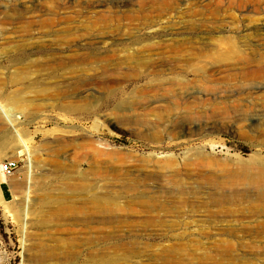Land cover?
<instances>
[{
	"label": "rangeland",
	"instance_id": "1",
	"mask_svg": "<svg viewBox=\"0 0 264 264\" xmlns=\"http://www.w3.org/2000/svg\"><path fill=\"white\" fill-rule=\"evenodd\" d=\"M20 1L0 0L9 7H19ZM102 1L99 7L113 14L108 23L76 6L69 22L33 32L42 40L29 46L24 45L29 35L24 19L13 15L7 23L0 22V98L24 112L17 113L20 121H33L21 131L36 150L37 163L32 212L24 228L17 203L25 194L26 157L16 156V141L0 130V164L19 161L10 174L14 198L0 202V264H264V214L253 210L263 201L241 181L240 173L264 157V70L263 76L246 80L259 88L256 93L242 99L233 96H240L233 103L248 108V113L213 117H156L130 110L153 96L164 103L163 90L155 82L158 76L172 75L166 61L148 69L130 63L136 75L122 80L120 64L110 60L104 67L117 81L108 83L101 79L61 84L47 71L34 84L11 78L14 69H21L28 47L34 46L37 56L39 46H60L55 37L68 34H76L79 45L90 41L86 51L102 53V63L110 49L136 47V37L164 34L174 38L173 46H216L220 51L217 44L229 35L247 51L264 50V0ZM101 36H113L114 44L107 39L101 45ZM184 38L193 41L185 43ZM202 59L208 72L216 73V86L225 79L222 73L239 67L234 61ZM191 62L189 67L201 65ZM187 77L193 78L192 73ZM237 82L233 75L231 83ZM66 105L79 109L67 113L62 110ZM198 148L202 154L195 156ZM167 158L171 165L164 163ZM80 175L94 191L118 193L123 209L97 214L87 199L92 190L86 194L64 188ZM178 185L185 192H178ZM222 196L229 202L215 200ZM150 199L166 205L153 210L144 202Z\"/></svg>",
	"mask_w": 264,
	"mask_h": 264
},
{
	"label": "bare ground",
	"instance_id": "2",
	"mask_svg": "<svg viewBox=\"0 0 264 264\" xmlns=\"http://www.w3.org/2000/svg\"><path fill=\"white\" fill-rule=\"evenodd\" d=\"M104 2L105 1L102 0H21L19 7H9L0 2V14H2L0 16V22L7 23L8 21L6 20L8 17L13 15L16 19H24V30L26 34L29 33L24 45L29 46L30 44L33 45L35 42L40 43L42 40L40 36H35L33 32L43 27L51 28L61 21L69 22L73 17L72 13L76 6L88 9L89 15L98 19L102 24L108 23V17L113 16V14L111 11H106L99 7L102 6ZM260 33L264 36V27L260 30ZM164 36L165 34L161 37L159 36V38L136 37L133 41L138 44L136 47L131 45L124 49H120L121 47L110 49L111 51H109L108 54L109 59H105L103 63L102 57L98 55L102 53L86 51L89 49L88 44L91 43L90 41H81L82 45H79L75 43L78 37L76 34H68V36L65 37L56 36L55 40L60 42V46H47L46 49L39 46L38 50L40 54L37 56H34L35 47L33 46L32 49L28 47V51L26 50L24 52L25 59L23 60L21 69H14L11 72V78L13 81L23 80L29 84H34L44 78V76H42V71H47L46 74L48 77L56 79V82L61 84L81 82L96 83L101 79L108 83L117 81L115 78L108 75L114 74L108 73L109 69L104 67L110 60H114L116 65L120 64L118 65L120 66L118 68L120 70L118 74L122 80L136 75V72L131 74V71L135 69L130 68V63H135L136 66L144 65L148 69L149 67L157 66L158 61L161 63L166 61L165 63L170 62L171 64L167 69L171 71L172 75L164 77L158 76L156 77L157 82H155V84H157L156 87L163 90L162 96L166 98L165 100L163 99L164 103H162L161 99L153 96L152 101L137 107H135L134 104L131 106L132 108H130V110L136 113L137 110H139V112L145 116L154 115L156 117L167 115L213 117L235 114L245 115L248 113V108L233 103L234 100L240 96H237L235 99L233 96L235 94H240L242 96L239 99H242L243 96H251L259 90V88L256 89L257 86H255L253 82L248 81L251 78L257 79L263 76L261 71L264 70V50L255 49L247 51V47H240L234 40V37L229 35L221 37L220 43L217 44L222 48L220 51L216 46L206 47L196 45V47H194L183 44L173 46L172 40L174 38L172 36ZM101 37H103L99 40L101 45H105L108 42L107 39L114 44L113 36ZM184 39L187 40L184 41L185 43L193 41L191 38ZM213 44L215 43L213 42ZM253 54L257 56L256 59L252 57ZM209 55L214 57H210ZM204 56L212 59L213 62L219 61L227 63L234 61L233 64L237 63L239 67L228 73H222L225 79L220 86H216L219 79L215 76L216 73H209L205 65L201 63ZM193 59L201 63V65L197 64L195 67H189V65H192L191 61ZM160 68L163 67L160 66ZM189 72L193 75L191 79L187 77ZM233 75L238 81L234 84L231 83ZM246 80L248 81L246 82ZM155 84L153 83V85ZM226 84H230L231 86L228 87ZM81 96L84 97V95ZM138 98H142L141 101L146 99L143 95H138ZM261 98L264 99V90L262 91ZM27 100L31 101V98ZM234 107L239 109L237 110L238 113L235 112ZM78 109L79 107L76 105H66L62 107V110L67 113H73L76 110L78 111ZM18 112L24 115V112L13 110L12 106H8L7 103L3 102L0 98V130L9 132L11 138L16 141V145L14 146L16 156L20 157L24 155L26 157L25 168L27 179L24 186L25 194L22 199L20 198L21 201L17 203L22 217L21 220L25 228L28 216L32 212L30 192L35 184L34 179L37 178V163L34 160L36 150L32 149L24 140V134L21 131L26 125H29L33 121H20L19 119L22 118V116L18 115ZM27 114L26 116L28 117L29 114ZM112 123L118 125L115 121H112ZM90 147L93 148L92 146ZM96 151H98V149H96ZM193 153L195 156H200L202 154L199 148L198 151L195 150ZM164 163L171 165L172 159L167 158L164 160ZM255 164L256 166L254 168L245 166L240 173L243 176L241 181L254 192L253 195L255 198L263 201L262 206L253 209L255 215H260L264 214V157L257 158ZM39 173L40 175L38 176H43L46 172ZM173 174L176 175V173ZM74 179L75 180L68 182L64 188L69 187L75 192L86 194L91 193L92 190V194L87 199L94 204L95 213L104 215L107 213H115L117 210L123 209L118 202V193L114 192V194H112L113 192L94 191V188L84 181L85 177L82 175L74 176ZM41 190H44V187H41ZM176 190L180 193L185 192L180 185L177 186ZM228 198L229 197L224 196L223 198L215 200L220 203L222 201H228ZM0 202H5L1 189ZM144 202L153 210L166 205L151 199L145 200ZM57 203L62 204V201L57 200ZM44 220L45 219H42V223H45ZM104 221L105 217H102L101 222ZM260 222V224L264 226V218ZM43 227L46 228L45 225H43ZM58 241L60 242L61 239H58Z\"/></svg>",
	"mask_w": 264,
	"mask_h": 264
},
{
	"label": "crops",
	"instance_id": "3",
	"mask_svg": "<svg viewBox=\"0 0 264 264\" xmlns=\"http://www.w3.org/2000/svg\"><path fill=\"white\" fill-rule=\"evenodd\" d=\"M10 176L0 171V189L5 200L13 199L16 190V186Z\"/></svg>",
	"mask_w": 264,
	"mask_h": 264
},
{
	"label": "built area",
	"instance_id": "4",
	"mask_svg": "<svg viewBox=\"0 0 264 264\" xmlns=\"http://www.w3.org/2000/svg\"><path fill=\"white\" fill-rule=\"evenodd\" d=\"M19 161L17 159H8L4 163L0 164V171L6 174H12L17 170Z\"/></svg>",
	"mask_w": 264,
	"mask_h": 264
}]
</instances>
